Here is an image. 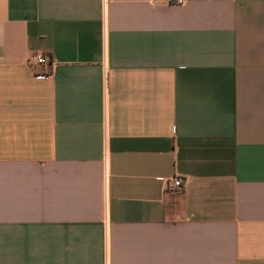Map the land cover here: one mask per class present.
Instances as JSON below:
<instances>
[{
    "label": "crops",
    "instance_id": "0c3cea01",
    "mask_svg": "<svg viewBox=\"0 0 264 264\" xmlns=\"http://www.w3.org/2000/svg\"><path fill=\"white\" fill-rule=\"evenodd\" d=\"M0 264H264V0H0Z\"/></svg>",
    "mask_w": 264,
    "mask_h": 264
},
{
    "label": "built area",
    "instance_id": "2783aa9c",
    "mask_svg": "<svg viewBox=\"0 0 264 264\" xmlns=\"http://www.w3.org/2000/svg\"><path fill=\"white\" fill-rule=\"evenodd\" d=\"M167 3L169 4H180L182 3L183 0H166ZM30 60L35 62L36 64L45 66L47 63H51V59L47 57L44 53L42 52H37L34 55L30 57ZM50 72L49 69L44 68L40 71L34 72L35 77H43L46 76ZM182 185V177L179 175H172L167 179L165 189L168 191H176L181 188Z\"/></svg>",
    "mask_w": 264,
    "mask_h": 264
}]
</instances>
